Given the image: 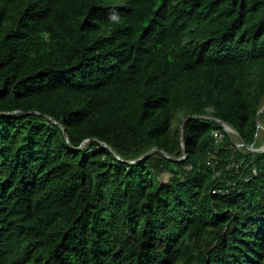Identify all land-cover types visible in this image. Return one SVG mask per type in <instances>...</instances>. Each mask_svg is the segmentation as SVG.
<instances>
[{
  "label": "trees",
  "instance_id": "1",
  "mask_svg": "<svg viewBox=\"0 0 264 264\" xmlns=\"http://www.w3.org/2000/svg\"><path fill=\"white\" fill-rule=\"evenodd\" d=\"M263 106L264 0H0V264H264Z\"/></svg>",
  "mask_w": 264,
  "mask_h": 264
},
{
  "label": "water",
  "instance_id": "2",
  "mask_svg": "<svg viewBox=\"0 0 264 264\" xmlns=\"http://www.w3.org/2000/svg\"><path fill=\"white\" fill-rule=\"evenodd\" d=\"M263 111H264V106L262 107V109L259 111V113H258V115H257V118H256V120L258 121L259 120V118H260V116L262 115V113H263ZM194 117H196V116H191V117H187V118H185L184 120H183V124H182V133H183V128H184V124H185V122L187 121V119H189V118H194ZM222 124L224 125V127L227 129V130H229V131H231V132H235V130L231 127V126H229V125H227V124H225V123H223L222 122ZM259 127L260 128H262L260 125H259ZM263 130H264V128H262ZM183 138V137H182ZM86 142H88V140H86L83 144H85ZM82 144V145H83ZM154 150V149H153ZM153 150H151L146 156H148ZM165 154V153H164ZM145 156V157H146ZM143 159V158H142Z\"/></svg>",
  "mask_w": 264,
  "mask_h": 264
},
{
  "label": "built area",
  "instance_id": "3",
  "mask_svg": "<svg viewBox=\"0 0 264 264\" xmlns=\"http://www.w3.org/2000/svg\"><path fill=\"white\" fill-rule=\"evenodd\" d=\"M216 138L218 139V141L220 140V138H221V134L220 133H217L216 134ZM257 171H255V173H256ZM218 175H220V174H218ZM214 193H216V191H214ZM222 194H225V192H221Z\"/></svg>",
  "mask_w": 264,
  "mask_h": 264
},
{
  "label": "rangeland",
  "instance_id": "4",
  "mask_svg": "<svg viewBox=\"0 0 264 264\" xmlns=\"http://www.w3.org/2000/svg\"><path fill=\"white\" fill-rule=\"evenodd\" d=\"M259 139H261V140H264V134L263 133H260V135H259ZM264 146V143H263V145H262V147ZM261 147V148H262Z\"/></svg>",
  "mask_w": 264,
  "mask_h": 264
}]
</instances>
